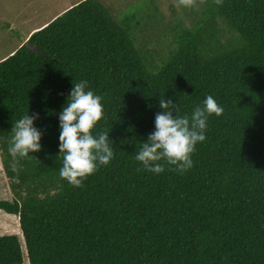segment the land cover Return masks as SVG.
I'll return each mask as SVG.
<instances>
[{
  "label": "trees",
  "instance_id": "1",
  "mask_svg": "<svg viewBox=\"0 0 264 264\" xmlns=\"http://www.w3.org/2000/svg\"><path fill=\"white\" fill-rule=\"evenodd\" d=\"M194 10L192 26L163 27L139 8L84 0L28 35L37 51L24 40L0 61L12 193L0 211L20 226L0 233V264H264V0ZM74 80L103 96L96 131L110 132L115 155L82 188L59 176L58 114ZM209 95L224 113L209 116L193 167L143 170L135 155L160 97L190 115ZM28 111L39 113L42 150L14 165L12 121Z\"/></svg>",
  "mask_w": 264,
  "mask_h": 264
},
{
  "label": "clouds",
  "instance_id": "2",
  "mask_svg": "<svg viewBox=\"0 0 264 264\" xmlns=\"http://www.w3.org/2000/svg\"><path fill=\"white\" fill-rule=\"evenodd\" d=\"M205 2L175 0L177 8L196 10ZM213 3L222 6L223 0H213ZM103 99V96L90 90L86 80H74L66 103L58 114V156L62 161L59 176L76 188L84 187V182L90 176L95 175L101 166H108L115 158L110 132L96 131L100 122L107 120ZM159 107L161 111L155 114V129L148 134L146 142L141 141L135 160L143 170L155 174L163 173L166 165L170 171L184 173L193 167L192 156L197 151V145L206 140L209 116H222L224 108L211 95L206 97L202 106H195L190 115H181L178 104L165 96L160 97ZM38 119L39 113L29 115L28 111L12 121L7 151L14 165L18 159H31L34 156L31 153L42 150L44 133L35 126Z\"/></svg>",
  "mask_w": 264,
  "mask_h": 264
},
{
  "label": "rangeland",
  "instance_id": "3",
  "mask_svg": "<svg viewBox=\"0 0 264 264\" xmlns=\"http://www.w3.org/2000/svg\"><path fill=\"white\" fill-rule=\"evenodd\" d=\"M84 0H0V61L9 57L34 29L50 23L56 17ZM105 4L117 14L120 12L140 9L141 16L152 19L159 18V23L184 21L186 26H192L193 13L187 8H177L175 0H104ZM124 11V12H125ZM148 17V18H149ZM145 18V21L148 19ZM144 22V20H137ZM230 33L225 35L229 37ZM26 39L25 41H27ZM26 43V42H25ZM24 43V44H25ZM0 197L11 199L10 179L5 173L0 158ZM17 217L6 216L0 211V233L8 234L19 231ZM28 264V263H26Z\"/></svg>",
  "mask_w": 264,
  "mask_h": 264
},
{
  "label": "water",
  "instance_id": "4",
  "mask_svg": "<svg viewBox=\"0 0 264 264\" xmlns=\"http://www.w3.org/2000/svg\"><path fill=\"white\" fill-rule=\"evenodd\" d=\"M25 45H26L29 49L37 51V49L34 48V47L30 44V42L25 43Z\"/></svg>",
  "mask_w": 264,
  "mask_h": 264
},
{
  "label": "crops",
  "instance_id": "5",
  "mask_svg": "<svg viewBox=\"0 0 264 264\" xmlns=\"http://www.w3.org/2000/svg\"><path fill=\"white\" fill-rule=\"evenodd\" d=\"M31 34H32V33H31ZM29 36H30V35H29ZM29 36H27V37L25 38V40H26V39H28V38H29ZM24 42H25V41H24Z\"/></svg>",
  "mask_w": 264,
  "mask_h": 264
}]
</instances>
